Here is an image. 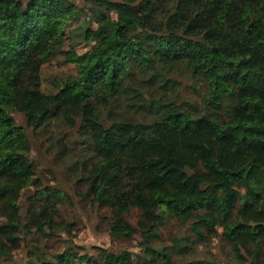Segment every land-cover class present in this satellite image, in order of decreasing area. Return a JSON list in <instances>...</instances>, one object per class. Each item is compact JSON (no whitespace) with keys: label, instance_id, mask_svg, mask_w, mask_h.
<instances>
[{"label":"trees","instance_id":"trees-1","mask_svg":"<svg viewBox=\"0 0 264 264\" xmlns=\"http://www.w3.org/2000/svg\"><path fill=\"white\" fill-rule=\"evenodd\" d=\"M81 2L0 0V264L30 230L18 207L34 178L27 128L63 118L78 120L92 146L86 193L110 210L111 234L138 235L136 255L103 251L90 264H175L193 240L176 235L171 245L158 244L171 219L199 241L221 229L238 264H264V0ZM86 8L96 28L80 34L92 50L86 58L64 54L76 75L45 93L42 67L63 53L66 26ZM173 68L203 88L201 105L154 97L143 86L167 87ZM122 100L151 118H110ZM30 220L42 231L53 218L44 207ZM19 264L88 263L73 253H37Z\"/></svg>","mask_w":264,"mask_h":264},{"label":"rangeland","instance_id":"rangeland-1","mask_svg":"<svg viewBox=\"0 0 264 264\" xmlns=\"http://www.w3.org/2000/svg\"><path fill=\"white\" fill-rule=\"evenodd\" d=\"M72 1L80 7L84 6L81 0ZM86 14L66 26V31L70 33L67 32L63 39L60 48L63 53L44 63L41 70L43 92H57L65 80L76 75V64L65 63L64 54L74 53L80 58H86L91 52L93 42L84 39L80 31L85 27L95 29L96 24L88 23L90 11L87 8ZM108 17L115 19L116 16L111 12ZM174 69L169 75L172 82L167 87L142 82L143 86L148 88L154 97L179 100L182 96L183 100L201 105L203 88L196 86L194 89L189 73L183 68ZM112 110L108 112V116L111 114L110 118L113 119L146 122L151 118L150 114L142 110L130 109L123 100ZM14 118L18 125L26 127V121L21 114L15 113ZM27 135L30 142L29 157L34 165V178L33 183L21 191L18 207L24 217V224L30 230L23 233L20 249L14 251L12 257L3 258L2 264H19L37 253H42L48 258L54 254L73 253L75 256L84 257L88 264L93 256L103 251L128 250L136 255L139 252L138 235L133 240L112 235L109 226L110 210L93 205L91 197L86 193L84 174L93 161V152L79 121L70 123L64 118L53 120L38 131L27 128ZM44 207L53 220L51 228L44 224V229L40 231L34 227L30 214H37ZM139 219L138 213L133 210L130 221L136 224ZM39 220L44 221L42 218ZM159 235L158 244L171 245L176 235L190 236L193 240L188 254L173 256L175 264H201L206 259L239 263L230 245L221 235V229H218L216 237L199 241L192 237L188 224L183 225L177 219H171L160 230ZM262 258L264 259V256Z\"/></svg>","mask_w":264,"mask_h":264}]
</instances>
